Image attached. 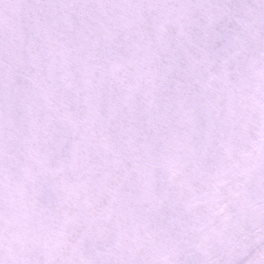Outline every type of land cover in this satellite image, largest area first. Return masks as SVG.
Here are the masks:
<instances>
[{
  "label": "snow or ice",
  "instance_id": "1",
  "mask_svg": "<svg viewBox=\"0 0 264 264\" xmlns=\"http://www.w3.org/2000/svg\"><path fill=\"white\" fill-rule=\"evenodd\" d=\"M0 264H264V0H0Z\"/></svg>",
  "mask_w": 264,
  "mask_h": 264
}]
</instances>
